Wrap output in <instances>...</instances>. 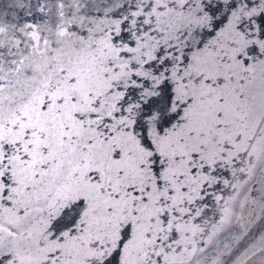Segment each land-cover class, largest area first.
Listing matches in <instances>:
<instances>
[{"label":"snow or ice","instance_id":"obj_1","mask_svg":"<svg viewBox=\"0 0 264 264\" xmlns=\"http://www.w3.org/2000/svg\"><path fill=\"white\" fill-rule=\"evenodd\" d=\"M0 264H264V0H0Z\"/></svg>","mask_w":264,"mask_h":264}]
</instances>
